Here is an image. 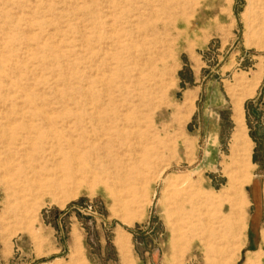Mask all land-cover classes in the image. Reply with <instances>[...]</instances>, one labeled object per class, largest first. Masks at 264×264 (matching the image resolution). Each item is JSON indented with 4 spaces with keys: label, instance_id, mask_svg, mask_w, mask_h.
I'll return each mask as SVG.
<instances>
[{
    "label": "rangeland",
    "instance_id": "rangeland-1",
    "mask_svg": "<svg viewBox=\"0 0 264 264\" xmlns=\"http://www.w3.org/2000/svg\"><path fill=\"white\" fill-rule=\"evenodd\" d=\"M263 229L264 0H0V264H264Z\"/></svg>",
    "mask_w": 264,
    "mask_h": 264
},
{
    "label": "bare ground",
    "instance_id": "bare-ground-1",
    "mask_svg": "<svg viewBox=\"0 0 264 264\" xmlns=\"http://www.w3.org/2000/svg\"><path fill=\"white\" fill-rule=\"evenodd\" d=\"M231 213L230 215L228 216V218H226V221H225V224H226V227H229L231 230H233V237L235 239H237V241H239V237L241 235V231H242V228L241 227V224H240V217L238 215V212H235L233 209H231Z\"/></svg>",
    "mask_w": 264,
    "mask_h": 264
},
{
    "label": "crops",
    "instance_id": "crops-1",
    "mask_svg": "<svg viewBox=\"0 0 264 264\" xmlns=\"http://www.w3.org/2000/svg\"><path fill=\"white\" fill-rule=\"evenodd\" d=\"M264 230V229H263ZM263 231L261 230V238H262V240H263V243H264V236H263V233H262Z\"/></svg>",
    "mask_w": 264,
    "mask_h": 264
}]
</instances>
